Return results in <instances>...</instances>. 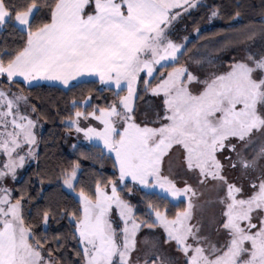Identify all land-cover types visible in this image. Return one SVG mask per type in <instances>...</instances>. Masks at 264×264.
<instances>
[{
	"label": "snow or ice",
	"instance_id": "obj_1",
	"mask_svg": "<svg viewBox=\"0 0 264 264\" xmlns=\"http://www.w3.org/2000/svg\"><path fill=\"white\" fill-rule=\"evenodd\" d=\"M200 6L197 0H0V31L19 33L18 42L0 45V79L9 86L0 88V264H65L59 253L67 237L49 240L36 228L58 216L72 225V264H177L159 241L141 254L144 227L161 229L163 245L174 246L183 264H264V47L246 49L201 79L182 62L188 37L181 43L172 36L182 13ZM208 15L217 17L219 7L209 6ZM257 36L264 40V20L224 37L220 49ZM85 77L114 98L105 105L91 95L73 99L75 111L65 119L102 144L114 171L84 186L72 161L59 180L75 193V204L36 205L33 213L27 189L4 181H15L38 155L40 114L34 105L22 111L28 97L11 86L52 81L72 89ZM141 85L161 100L152 116L138 114ZM174 160L195 184L171 166L165 171ZM204 186L214 190L219 208L211 234L196 216ZM134 188L143 192L142 212L122 195Z\"/></svg>",
	"mask_w": 264,
	"mask_h": 264
},
{
	"label": "trees",
	"instance_id": "obj_2",
	"mask_svg": "<svg viewBox=\"0 0 264 264\" xmlns=\"http://www.w3.org/2000/svg\"><path fill=\"white\" fill-rule=\"evenodd\" d=\"M200 5L174 23L172 36L177 42H182L184 37H188L189 51L182 58V62L189 61L191 70L201 79L212 71L226 67L228 61L234 56L243 55L246 49L258 51L264 47V40L257 36L253 41H246L237 47L220 49V41L224 37L237 30L260 27L261 21L264 20V0H203ZM213 5L219 7V15L211 27L203 28L209 20V6ZM237 11L240 13L239 17L235 16ZM196 29L199 30V35L193 37ZM14 40L19 41V33H12L11 28L0 31V45L5 42L11 45ZM189 57H192L191 61ZM195 60L201 61V64H196ZM75 84L72 89L45 84L28 87L18 83L11 86L12 91L19 92L22 89L23 94L28 97V106L34 105L40 114L37 124L41 127L36 148L38 155L19 172L18 180L13 186L15 189L26 188L31 194L33 199L26 207L31 208L33 213L36 205L41 208H55L71 207L75 204L74 196L63 189L59 180L60 169L67 167L72 161H77L80 165L78 177L80 184L84 186L92 184L99 176H110L114 171L111 159L105 152L102 153L101 147L73 144L67 135L69 127L64 124L67 121L65 118L75 111L71 106L73 99L82 100L84 96L91 95L94 104L105 105L114 98L112 91H100L102 85L93 80ZM8 87V84L0 79V88ZM142 87L139 86L141 90L136 100L137 107L148 97ZM42 176L43 184L40 183ZM122 195L143 211V192L138 188H134L131 193L124 189ZM172 211L174 212L175 208ZM36 228L40 234L47 235L49 240L57 233L67 237L66 241H63L66 246L60 250L59 255L63 256L65 264H72L77 260L73 252L76 241L70 238L72 225L67 218L58 216L50 220L47 226L37 223ZM52 246L56 247L55 244Z\"/></svg>",
	"mask_w": 264,
	"mask_h": 264
},
{
	"label": "rangeland",
	"instance_id": "obj_3",
	"mask_svg": "<svg viewBox=\"0 0 264 264\" xmlns=\"http://www.w3.org/2000/svg\"><path fill=\"white\" fill-rule=\"evenodd\" d=\"M202 1L203 0H197V2L199 4L202 3ZM193 9H190L189 12L192 11ZM183 15H185V13H182L181 16H183ZM216 19H217V17H213V18L209 19L207 25L204 26L203 28L211 27L215 23ZM196 35H197V32L194 33L193 37ZM183 42H184V40L181 43H183ZM193 83H195V82H193ZM125 92H126V89H125ZM135 103H136V101H135ZM160 103H161V100L159 97H157L151 93H148V97L144 101H141L138 105V110H139L138 114L143 116V114L146 112L149 116H152L154 114V112L157 110V105H159ZM28 108H29L28 104H24V103L21 104L22 111L27 110ZM81 123L83 125L84 122L82 121ZM64 124H65V126L69 127L67 121ZM40 130H41L40 126H37L35 128L37 139H38V134H39ZM67 135L70 138V140L73 142V144L94 145L93 141L87 140L84 137L83 133H77L74 128H71V129L69 128V130L67 131ZM99 147L102 148V144H100ZM36 148H37V145L35 146V150H36ZM228 155H229V153L227 151H225L224 156H228ZM179 164H180V162L178 160H174V162H172L171 165H169L168 162H165L164 169H165V171H167L169 169V166H171L172 171L178 173L179 176H181L185 179H188L191 183L195 184V179L193 177H191L190 175L185 174L180 169ZM20 171L21 170H19L17 172V177H16L15 181H13L11 177H8L4 181V183L7 184L9 187L13 188L14 184L18 180V174ZM78 172H79V170H78ZM228 175L239 183H245V185L247 183L246 178L241 177L240 174L236 171L229 169ZM63 189L67 193H70L71 195H73L75 198V193L71 192L70 190H68L64 186H63ZM201 190L203 191L204 195L202 197H200L199 206L196 210V216L201 220L205 232L211 234L213 232L212 218L218 214L219 208H218V205L215 203V192H214V190L208 186L202 187ZM156 192L159 193V189H157ZM160 194L163 195L162 193H160ZM138 239L141 241H143L145 239L148 240V244L141 243L139 245L141 254H143L145 251H147L149 249V247L153 241H159L160 242L159 249L165 256L172 258L175 262H177V264H183V257L181 255V253H179L175 249L174 246L169 247L167 245H163V243H162L163 232L161 229L149 230L147 227H144L138 232Z\"/></svg>",
	"mask_w": 264,
	"mask_h": 264
},
{
	"label": "crops",
	"instance_id": "obj_4",
	"mask_svg": "<svg viewBox=\"0 0 264 264\" xmlns=\"http://www.w3.org/2000/svg\"><path fill=\"white\" fill-rule=\"evenodd\" d=\"M89 80H93V79H92L91 77H85L83 81H89ZM97 81H98V80H97ZM74 83H79V82H74ZM40 84L54 85V86L62 87V86L58 85L56 82H52V81H39V82H33V86H35V85H40ZM2 159H4V158H3V157H0V160H2ZM33 160H34L33 158H29V159H27L25 165H26L27 163H29V162H32ZM25 165H24V167H25ZM24 167H23V168H24ZM23 168H22V169H23ZM22 169H18L17 172H18L19 170H22Z\"/></svg>",
	"mask_w": 264,
	"mask_h": 264
}]
</instances>
